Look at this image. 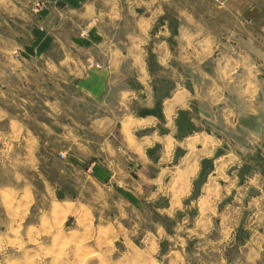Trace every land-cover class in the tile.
<instances>
[{
    "label": "crops",
    "instance_id": "obj_1",
    "mask_svg": "<svg viewBox=\"0 0 264 264\" xmlns=\"http://www.w3.org/2000/svg\"><path fill=\"white\" fill-rule=\"evenodd\" d=\"M4 25L89 101L74 162L174 219L166 256H264V0H0Z\"/></svg>",
    "mask_w": 264,
    "mask_h": 264
},
{
    "label": "rangeland",
    "instance_id": "obj_2",
    "mask_svg": "<svg viewBox=\"0 0 264 264\" xmlns=\"http://www.w3.org/2000/svg\"><path fill=\"white\" fill-rule=\"evenodd\" d=\"M31 39L8 25L0 33V264L220 261L218 253L201 255L200 241L185 245L180 263L166 256L175 243L148 240V232L158 223L173 230L174 219L153 206L127 204L96 182L86 164L74 162L87 140H72L73 122L89 117L90 103L72 82L58 87L55 74L42 70L41 52L21 46ZM257 44L264 50L263 33ZM56 52L47 57L56 59ZM94 141L96 149L100 140ZM195 213L193 208L187 216ZM224 252L221 264H264V256L250 260L237 249Z\"/></svg>",
    "mask_w": 264,
    "mask_h": 264
},
{
    "label": "built area",
    "instance_id": "obj_3",
    "mask_svg": "<svg viewBox=\"0 0 264 264\" xmlns=\"http://www.w3.org/2000/svg\"><path fill=\"white\" fill-rule=\"evenodd\" d=\"M217 2H221L222 0H216Z\"/></svg>",
    "mask_w": 264,
    "mask_h": 264
}]
</instances>
